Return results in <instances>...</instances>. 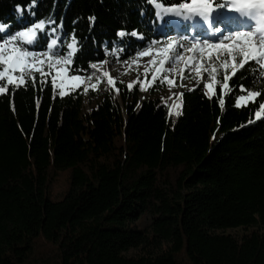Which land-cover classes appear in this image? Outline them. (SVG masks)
Segmentation results:
<instances>
[{
	"label": "trees",
	"instance_id": "trees-1",
	"mask_svg": "<svg viewBox=\"0 0 264 264\" xmlns=\"http://www.w3.org/2000/svg\"><path fill=\"white\" fill-rule=\"evenodd\" d=\"M30 3L0 0V23L14 33L15 6L25 5L31 20ZM144 5L36 0L32 12L38 22L54 11L65 32L75 31L82 47L71 74L86 79L92 63L144 50L131 37L123 51L104 47L125 27L153 38ZM228 74L182 90L176 116L163 98L139 101L166 81L120 83V102L106 93L86 113L82 86L61 96L37 74L7 86L0 93V264H264V114L256 116L264 112V80L254 83L248 66ZM249 91L259 95L238 107ZM238 227L253 229L225 233Z\"/></svg>",
	"mask_w": 264,
	"mask_h": 264
},
{
	"label": "snow or ice",
	"instance_id": "snow-or-ice-1",
	"mask_svg": "<svg viewBox=\"0 0 264 264\" xmlns=\"http://www.w3.org/2000/svg\"><path fill=\"white\" fill-rule=\"evenodd\" d=\"M149 5L152 9L150 16ZM35 6L36 0H31L27 5L31 20L24 17L25 5L15 6L20 15L16 23L18 30L14 33L9 31L11 24L0 23V83L6 80L8 85L18 87L24 83L27 73L41 71L42 75H48L43 71V66L47 64V68L52 69L55 62L53 84L56 85L58 78L63 96L64 88H77L84 83L83 77L71 74V66L82 46L75 31L69 35L63 30L62 19L57 24L54 11L49 17L36 22L35 13L32 12ZM140 14L142 18L148 17L145 27L153 38L149 40L137 29L129 32L126 27L121 28L115 34L117 39L104 41L106 50L109 43L113 45V51L125 50L124 38L131 37L144 42V51H138V55H152L155 52L163 56L161 66L172 58L179 59L175 53L183 49L199 53V60L195 55L190 56L189 63L200 64L204 59L220 61V66L225 69V81L229 80V69L235 75L246 66L254 83L264 80V0H145ZM89 20L94 24L95 17ZM96 67V63L91 64V68ZM197 71L200 69L197 68ZM212 71H216V68L213 67ZM132 86L130 83L129 89ZM140 86L143 90L144 84ZM204 87L210 92L214 91L213 83H207ZM240 87L241 91L245 90L243 85ZM4 91L0 87V92ZM257 95L259 93L256 91H249L247 96L237 98L236 105L239 107L241 102L247 103ZM220 104L223 106V99ZM260 108L264 110V104ZM262 114L264 112L257 111V118Z\"/></svg>",
	"mask_w": 264,
	"mask_h": 264
},
{
	"label": "rangeland",
	"instance_id": "rangeland-1",
	"mask_svg": "<svg viewBox=\"0 0 264 264\" xmlns=\"http://www.w3.org/2000/svg\"><path fill=\"white\" fill-rule=\"evenodd\" d=\"M144 51V50H143ZM142 52V51H141ZM180 58H172L166 62L163 66L160 65V61L164 59L163 56L156 55L153 52L152 55L140 56L136 54L130 59L123 61H115L112 58H107L102 62L96 63L97 67L95 69L90 66V74L84 79V83L80 86L83 87V105L82 112L86 113L91 110L106 93L112 94L120 102V97L117 91V85L124 83L127 86L137 80H147L148 83L151 81H158L162 83L166 81L163 87L155 88V93L152 94L146 90L139 97V101H143L147 98L160 97L166 102L170 112L176 116L179 109V94L182 90H187L196 87L202 82H210L219 78V75H225V69L220 66V61L213 60L209 62L208 59H204L202 63H189L188 57L194 56L199 60V53H192L189 51H178L175 53ZM154 61V62H153ZM213 67L216 71H212ZM197 68L200 71H197ZM162 69V70H161ZM43 71L49 73L48 75H43L46 79L49 77L53 87L58 93L61 92L60 82L57 78L56 85L53 84V77L56 75V64L53 63V68L48 69L47 64L43 66ZM107 73V75H105ZM231 73V69L228 70ZM42 75L41 71H33L27 73L24 77L33 75ZM155 76V79L153 77ZM111 78V83L109 82ZM169 81L172 83L170 84ZM9 86L6 80L0 83V87L5 90ZM75 88H64L63 91H67ZM2 93V92H0ZM208 95L212 92L207 90ZM242 103V102H241ZM56 190L61 189L62 184H58ZM253 228H231L226 229L225 233L232 234L236 237H241L242 235L250 232ZM136 251H131L134 254Z\"/></svg>",
	"mask_w": 264,
	"mask_h": 264
},
{
	"label": "water",
	"instance_id": "water-1",
	"mask_svg": "<svg viewBox=\"0 0 264 264\" xmlns=\"http://www.w3.org/2000/svg\"><path fill=\"white\" fill-rule=\"evenodd\" d=\"M118 100V99H117ZM118 102H119V100H118ZM166 103V102H165Z\"/></svg>",
	"mask_w": 264,
	"mask_h": 264
}]
</instances>
